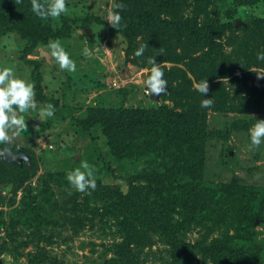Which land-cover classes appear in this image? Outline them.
I'll return each instance as SVG.
<instances>
[{"label": "rangeland", "instance_id": "obj_1", "mask_svg": "<svg viewBox=\"0 0 264 264\" xmlns=\"http://www.w3.org/2000/svg\"><path fill=\"white\" fill-rule=\"evenodd\" d=\"M140 2L123 0L122 18L139 16ZM112 3L68 0L60 17L44 19L31 0H0V12L12 25L9 31L0 27V65L33 81L37 101L23 114L24 132L10 129L11 139L0 142V159L5 146L29 158L22 168L0 162V264H264V143L252 145L249 133L253 120L264 119V61L257 58L264 33L255 28L263 23L264 0H182L161 12L162 29L143 23L125 35L105 19ZM222 21L232 27L214 41L177 38L165 29ZM53 39L69 51L76 71L61 69L42 54ZM142 43L148 46L136 56ZM151 56L168 81L158 100L142 88ZM205 78L214 92L207 108L195 86ZM48 102L55 105L51 117L41 111ZM195 107L200 108L195 127L208 138L200 144L181 137L159 141L168 154L157 151L158 156L155 143L147 145L141 133L135 145H126L123 134L124 153L131 157L117 156L99 123L119 110L146 109L187 120ZM251 120L248 127L233 129L236 122ZM86 162L94 165L96 187L80 192L67 173L85 170ZM147 174L154 176L151 183ZM111 189L123 196L134 190L148 194V204L159 207L155 214L181 223L178 234L164 238L162 229L118 227L116 213L108 214L115 199L108 195ZM179 193L192 202L175 201ZM224 208L228 214L221 219ZM246 211L253 227L246 224Z\"/></svg>", "mask_w": 264, "mask_h": 264}, {"label": "trees", "instance_id": "obj_2", "mask_svg": "<svg viewBox=\"0 0 264 264\" xmlns=\"http://www.w3.org/2000/svg\"><path fill=\"white\" fill-rule=\"evenodd\" d=\"M182 0H141L140 2V15L139 16H127L122 18V21L118 27H114L115 30L119 31L123 35L126 34V31L133 27H140L143 26V23L146 26L156 27L158 29H162L163 27L158 25L159 22V15L161 12L174 5L176 2ZM6 15L4 12H0V27L5 30L9 31L12 29V25L6 21ZM236 20V19H235ZM263 21L262 24H258L256 30H261L264 33V18H261ZM171 28L169 29L170 24H168L165 29L167 32L169 30L173 31V36L177 38H181L184 36L190 37L188 40L198 39L202 41L208 40H215L219 35L220 31L228 30L232 27V23L225 22L217 23L214 27H207V28H198L192 25L188 27L184 26L183 24H172ZM243 31L246 32L247 29L243 28ZM52 37L56 35H51ZM208 96H211L213 99L214 92L213 86L209 87ZM214 101V99H213ZM199 107L192 108L191 115L189 119L184 120L180 115H172L166 111L158 110V109H146V110H138V111H116L114 114H108L105 119L99 121L100 127H102V133L106 136L108 140V144L112 151L117 154V156H130L124 153V149L121 144V136L124 134L127 135L126 145H135L138 142V136L140 133L143 135V139L145 142L149 144H154V151L153 153L158 156L161 153L168 154V149L164 148L165 146L162 144V147L157 145L159 141L164 143L171 142L172 139L176 137L180 138L182 141L190 142V143H202L205 141L209 134L207 133H199L198 129L195 127V123H198L197 120H200V117L196 114L199 113ZM250 113H256L255 109L251 107ZM255 122V120H253ZM248 122V121H247ZM246 121L236 122L233 129H241L248 127L252 120L247 123ZM92 124H97L96 122ZM134 126V130L139 128L141 131L131 130L130 126ZM216 136L219 135V132H215ZM213 133V134H215ZM212 134V135H213ZM135 140L137 142H135ZM140 142V141H139ZM145 145V144H144ZM172 146V145H168ZM158 151V153H157ZM3 164L14 165L16 167L22 168V166L9 163L6 161H1ZM29 168V165H26ZM147 183H151V179L154 178L152 174H147ZM175 192H177V188H174ZM109 197H114L115 199L111 201L110 210L108 214L116 213L115 216L116 220L118 221V227L120 226L121 229L127 228L129 231H135V229H143L145 225L149 230L153 231L154 233L158 231V229H162V233L164 238H172L173 235L178 234V230L181 228V223L177 225H173L172 222L161 213H156L155 211L158 210L159 207H156L154 202L148 204V194H145L140 190L130 191L126 195H121L120 192L111 189L110 193H108ZM231 196V194H229ZM121 200L122 204L125 205V211L122 212L121 207L119 204L117 205L116 200ZM175 201L179 202L182 205L187 204L191 201L188 199L187 196L181 198L179 196L175 198ZM231 204V201L228 202ZM151 205V206H150ZM185 206H183V209ZM195 209H192V211ZM227 208H224L220 214L221 219H224L228 214ZM195 212V211H194ZM193 213V212H192ZM235 213V212H234ZM119 214V215H118ZM239 214V213H238ZM118 215V216H117ZM246 217V224L249 227H253L254 219L252 216L251 211H246L243 214ZM221 221V220H220ZM242 225V221L235 220L233 224ZM148 230V231H149ZM142 230L139 232L141 233ZM128 232V231H127ZM126 232V234H127ZM181 245H184L181 243ZM183 247H181L182 249ZM119 254V251H116Z\"/></svg>", "mask_w": 264, "mask_h": 264}, {"label": "clouds", "instance_id": "obj_3", "mask_svg": "<svg viewBox=\"0 0 264 264\" xmlns=\"http://www.w3.org/2000/svg\"><path fill=\"white\" fill-rule=\"evenodd\" d=\"M32 10L38 17L47 19L49 17H60L68 10V0H31ZM123 0H113L111 8L106 11L105 19L114 27H118L122 21L121 12L118 9L124 8ZM82 31V30H81ZM147 44H140L135 50L136 56H141ZM48 51L44 52L49 60L58 62L61 69L76 71V61L71 57L69 51L59 39H53L46 46ZM89 49H85L88 52ZM125 54V53H122ZM257 58L264 61V51L257 53ZM150 69H146L150 74L143 79L142 88L144 93L161 94L168 91V81L164 76V69L160 63L156 62L155 56L148 58ZM196 88L201 93V106L207 108L213 104L211 96H205L209 92L207 79H202L196 83ZM37 101L35 99V83L24 76L16 73L13 66L0 65V142H7L11 139L10 129L18 135L27 128L24 113L29 109H35ZM46 117L54 116L55 105L48 102L41 109ZM250 142L259 146L264 143V119H255L254 125L249 129ZM81 167H75L67 173L70 184L80 192H87L95 189L96 176L94 165L85 163Z\"/></svg>", "mask_w": 264, "mask_h": 264}, {"label": "water", "instance_id": "obj_4", "mask_svg": "<svg viewBox=\"0 0 264 264\" xmlns=\"http://www.w3.org/2000/svg\"><path fill=\"white\" fill-rule=\"evenodd\" d=\"M159 96H160V94H150V99L151 100H158ZM1 159L3 161L13 163V164H17L20 166L23 164L24 161L26 163H29V158L23 151L14 152L10 146H5L3 148V151L1 153Z\"/></svg>", "mask_w": 264, "mask_h": 264}, {"label": "bare ground", "instance_id": "obj_5", "mask_svg": "<svg viewBox=\"0 0 264 264\" xmlns=\"http://www.w3.org/2000/svg\"><path fill=\"white\" fill-rule=\"evenodd\" d=\"M43 55H46L44 52H42Z\"/></svg>", "mask_w": 264, "mask_h": 264}, {"label": "built area", "instance_id": "obj_6", "mask_svg": "<svg viewBox=\"0 0 264 264\" xmlns=\"http://www.w3.org/2000/svg\"><path fill=\"white\" fill-rule=\"evenodd\" d=\"M150 95V94H149Z\"/></svg>", "mask_w": 264, "mask_h": 264}]
</instances>
